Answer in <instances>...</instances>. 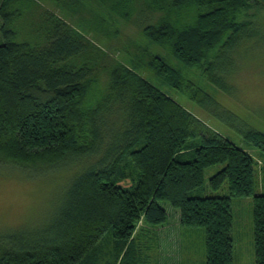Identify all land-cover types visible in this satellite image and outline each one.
Listing matches in <instances>:
<instances>
[{"label":"trees","instance_id":"16d2710c","mask_svg":"<svg viewBox=\"0 0 264 264\" xmlns=\"http://www.w3.org/2000/svg\"><path fill=\"white\" fill-rule=\"evenodd\" d=\"M50 1L70 10L81 4ZM29 3L2 0L0 6V166L37 175L70 160L97 159L75 177L53 229L37 238L0 237V264H93L108 232L115 241L114 264H139L135 233L140 224L164 226L165 203L178 212L180 226L205 230L207 264H233L231 202L246 197H253L256 264H264V193H257L255 158L158 85L209 109L214 96L194 75L225 88L213 71L248 35L256 21L243 19L256 5L264 8V0H93L97 7L87 8L103 7L105 31L116 19L140 16L139 29L150 44L181 67L137 44L129 45L134 51L126 48L129 64L114 60L48 11L32 29L34 38L20 41L13 23ZM106 32L118 38L121 29ZM120 122L124 130L113 133ZM243 136L264 155L263 132L249 128ZM189 154L192 160L183 161ZM217 165L223 168L209 186L219 191L227 185L229 195L193 196L204 186L205 171Z\"/></svg>","mask_w":264,"mask_h":264},{"label":"rangeland","instance_id":"374dc122","mask_svg":"<svg viewBox=\"0 0 264 264\" xmlns=\"http://www.w3.org/2000/svg\"><path fill=\"white\" fill-rule=\"evenodd\" d=\"M31 1L33 3H29V8L20 7H25V13L23 16H17L13 23L14 28L21 30L18 38L20 41L26 40L28 36L30 39L34 38L32 29L43 20L45 22L48 11L71 24L75 30L111 55L114 60L129 64L126 48L134 51V47L131 48L129 45L137 44L149 47L169 64L181 67L163 48L150 44L139 29L141 17L138 15L129 22L116 19L113 25L106 28V31L121 29L119 37L116 38L114 34L107 36L105 25H102L105 19L103 7H98L94 11L87 9L97 7L93 0H80L81 4L74 5L71 10L60 8L59 4L50 0ZM1 4L2 0L0 6ZM82 4L85 9L80 6ZM81 9L86 12L83 14ZM75 13L80 15L76 16ZM250 18L256 23L250 28L248 35L245 37L244 34L239 39L230 58L219 59L218 67L213 71V75L222 81L225 88L212 84L199 74L193 77L198 85L203 86L214 96L215 103L209 109L199 106L176 90L158 84L148 72H143L142 75L158 84L166 94L205 124L249 152L257 162L260 178L257 193H264V155L259 149L249 145L243 136V132L249 128L264 133V8L256 5L247 11L243 20L248 21ZM1 26L0 18V44L3 43ZM104 83L103 80L100 84L101 97L106 92ZM122 127L123 124L120 122L112 132L115 133L119 128L123 131ZM111 138L118 139L115 135ZM191 157V154L185 155L182 160L190 161ZM96 159L91 156L70 160L57 169L40 172L41 174L37 175L21 168L0 166V237L37 238L53 229L70 197L75 177L90 163H95ZM222 168L221 165L208 168L204 175V186L194 191L193 196L201 198L228 196L227 185L219 191H214L209 186L210 178ZM231 205L233 264H256L253 197L234 198ZM163 207L169 215V220L164 226L155 230L140 224V229L135 233L139 264H207L205 230L200 227L180 226L178 212L169 204L165 203ZM114 249L113 234L108 232L99 242L93 264H114Z\"/></svg>","mask_w":264,"mask_h":264}]
</instances>
